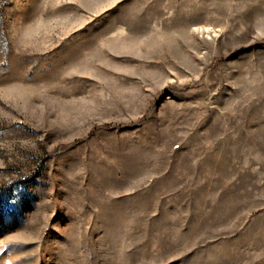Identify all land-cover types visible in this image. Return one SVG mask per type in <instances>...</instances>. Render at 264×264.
I'll use <instances>...</instances> for the list:
<instances>
[{
	"label": "rangeland",
	"instance_id": "374dc122",
	"mask_svg": "<svg viewBox=\"0 0 264 264\" xmlns=\"http://www.w3.org/2000/svg\"><path fill=\"white\" fill-rule=\"evenodd\" d=\"M0 264H264V0H0Z\"/></svg>",
	"mask_w": 264,
	"mask_h": 264
}]
</instances>
